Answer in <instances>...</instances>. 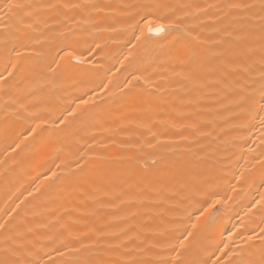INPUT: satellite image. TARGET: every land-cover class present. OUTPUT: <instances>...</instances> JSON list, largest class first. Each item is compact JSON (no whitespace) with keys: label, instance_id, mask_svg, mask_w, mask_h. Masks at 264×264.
I'll return each instance as SVG.
<instances>
[{"label":"bare ground","instance_id":"1","mask_svg":"<svg viewBox=\"0 0 264 264\" xmlns=\"http://www.w3.org/2000/svg\"><path fill=\"white\" fill-rule=\"evenodd\" d=\"M0 261L264 264V0H0Z\"/></svg>","mask_w":264,"mask_h":264},{"label":"snow or ice","instance_id":"2","mask_svg":"<svg viewBox=\"0 0 264 264\" xmlns=\"http://www.w3.org/2000/svg\"><path fill=\"white\" fill-rule=\"evenodd\" d=\"M0 264H8L7 261H0Z\"/></svg>","mask_w":264,"mask_h":264}]
</instances>
